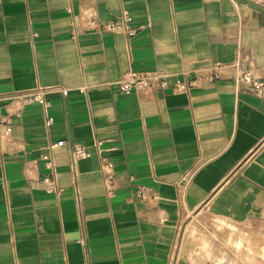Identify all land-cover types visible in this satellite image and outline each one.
<instances>
[{
	"label": "crops",
	"instance_id": "0c3cea01",
	"mask_svg": "<svg viewBox=\"0 0 264 264\" xmlns=\"http://www.w3.org/2000/svg\"><path fill=\"white\" fill-rule=\"evenodd\" d=\"M214 62L264 82V0H0V264H197L198 212L264 218V95L175 90ZM133 71L166 89L121 94Z\"/></svg>",
	"mask_w": 264,
	"mask_h": 264
},
{
	"label": "rangeland",
	"instance_id": "374dc122",
	"mask_svg": "<svg viewBox=\"0 0 264 264\" xmlns=\"http://www.w3.org/2000/svg\"><path fill=\"white\" fill-rule=\"evenodd\" d=\"M180 247L197 264H264V218L239 224L198 212Z\"/></svg>",
	"mask_w": 264,
	"mask_h": 264
},
{
	"label": "built area",
	"instance_id": "2783aa9c",
	"mask_svg": "<svg viewBox=\"0 0 264 264\" xmlns=\"http://www.w3.org/2000/svg\"><path fill=\"white\" fill-rule=\"evenodd\" d=\"M105 29L110 32H116L118 30V24L110 23L105 26ZM134 31L129 30V35H134ZM233 71L234 72V81L237 87H243L251 92H254L258 95H264V82L256 78L253 72L250 70L244 71L240 68L238 62L234 63H224V62H214L210 69L204 74H201L195 80L190 82H182L178 81L177 86L175 88L176 91H187L191 88H195L199 83L202 82H213L226 72ZM119 85V89L121 94L129 95L135 90H160L163 91L167 87V76L159 71H150V72H129L123 76V78L117 83ZM84 92L85 89H82ZM64 93H67L64 91ZM39 96H34L29 99V101H39ZM6 125L5 130H0V137L2 136H10L12 133V126L8 122V120L0 121V124ZM52 124V119H48L46 122L47 126ZM65 142H59L51 146V148L63 147ZM74 160H85L91 156L89 150L82 146H76L72 152ZM103 169L107 174L105 179L108 191L112 190L113 186V178H112V170L113 164L109 162L107 159L102 160ZM47 180V179H46ZM139 196H145L143 191L139 192Z\"/></svg>",
	"mask_w": 264,
	"mask_h": 264
}]
</instances>
